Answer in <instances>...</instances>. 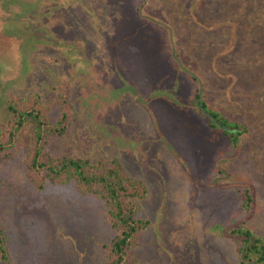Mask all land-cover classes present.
I'll use <instances>...</instances> for the list:
<instances>
[{"label":"rangeland","instance_id":"1","mask_svg":"<svg viewBox=\"0 0 264 264\" xmlns=\"http://www.w3.org/2000/svg\"><path fill=\"white\" fill-rule=\"evenodd\" d=\"M0 145V264L110 261L106 198L35 183L38 150L133 184L123 264H255L234 230L264 235V0H0Z\"/></svg>","mask_w":264,"mask_h":264},{"label":"trees","instance_id":"2","mask_svg":"<svg viewBox=\"0 0 264 264\" xmlns=\"http://www.w3.org/2000/svg\"><path fill=\"white\" fill-rule=\"evenodd\" d=\"M210 112L214 118L218 119V122L214 120L212 125L219 124L223 129H228L230 123L227 118H222L214 110ZM24 115V112L20 113V116ZM240 132L236 127L229 130L232 138H236V134ZM42 137L39 127L38 141H41ZM39 151H36L30 163L31 170L36 173L34 175L38 176L35 183L43 185L46 179L55 183L75 180L82 192H96L106 198L109 205V217L119 228V232L110 243L111 257L107 264H123L137 233L144 226L143 220L135 215L133 199L136 197V191L132 190L133 184H128L125 179L121 178L115 168L100 169V167L92 166L87 158L72 155L42 161L39 158ZM39 170L44 171L46 175L41 180L39 176L44 174ZM31 178L34 179V176ZM234 232L240 236L239 251L242 257L255 264L264 262V235L255 234L245 227H239Z\"/></svg>","mask_w":264,"mask_h":264}]
</instances>
